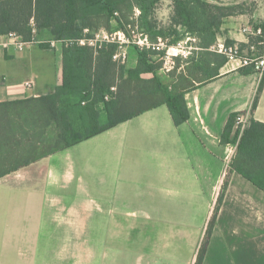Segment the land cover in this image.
<instances>
[{"label":"crops","instance_id":"0c3cea01","mask_svg":"<svg viewBox=\"0 0 264 264\" xmlns=\"http://www.w3.org/2000/svg\"><path fill=\"white\" fill-rule=\"evenodd\" d=\"M163 1L154 13L158 29L173 27L181 33V26L171 22L173 4ZM205 1L246 5V0ZM255 25L264 26L262 4L251 15L224 19L210 48L200 49L196 38L185 37L181 47L166 49L172 66L141 76H156L161 84L167 79L169 90L186 91L189 119L184 124L175 126L166 105H160L0 179L25 180L54 192L52 202L43 203L40 226L30 236L34 254L29 263L20 264H54L60 252L74 251L73 239L59 237L75 236L69 220L79 214L83 264H195L220 197L202 264H264V192L231 169L224 161L230 144L221 143L232 113L264 124V83L258 90L263 77L253 70L242 74L247 68L239 61H227L215 80L199 85L200 80L191 79L202 61L212 70L222 60L213 50L217 42L236 45L241 56L263 54L264 37L251 44L261 36L254 34ZM2 41L0 60L12 65L0 72V102L46 95L61 84L60 46L43 50L36 42L16 48ZM143 47H126L122 64L127 70L136 67L137 49ZM178 55H191V62L180 60L172 74ZM49 63L55 70L44 75L42 66ZM2 220L0 264H11L6 258L12 242L17 251V242L11 239L8 217ZM91 237H98L96 258ZM19 246L24 258L28 248Z\"/></svg>","mask_w":264,"mask_h":264},{"label":"trees","instance_id":"16d2710c","mask_svg":"<svg viewBox=\"0 0 264 264\" xmlns=\"http://www.w3.org/2000/svg\"><path fill=\"white\" fill-rule=\"evenodd\" d=\"M159 1L0 0V38L15 34L24 43L38 41L39 48L43 50L50 49L47 41L79 40L102 30L123 31L126 35L137 30L142 36H147L151 44L156 45L161 40L164 45L160 51L138 48L137 65L131 70L113 61L116 44H103L96 49L60 46L62 80L54 92L0 102V179L160 105H166L175 126L189 119L184 98L186 91L175 87L169 90L156 76L149 80L141 76L155 74L161 69L166 49L176 46L185 37L196 38L200 49L210 48L216 43L224 19L251 15L252 10L248 11L245 5L173 0L171 22L181 26L180 33L173 27L158 29L154 13ZM254 27L257 29L258 26ZM34 29L37 37L33 35ZM261 30V36L251 44L262 42L264 26ZM43 36L46 41L38 39ZM154 56H159L161 61H155ZM173 60H176V65L172 74L180 60L189 64L191 55L185 59L178 55ZM226 62L222 56L211 70L202 61L195 67L198 73L191 75V79L200 80L199 85L211 82L218 77V69ZM189 70L188 67L187 73ZM250 73L251 68L242 71L245 75ZM263 83L264 75L258 90ZM146 100L150 103L146 104ZM255 105L256 101L253 108ZM239 115L232 113L228 117L221 143L236 147L230 161L231 169L264 192V124L250 119L238 138L240 130L235 128V124ZM220 202L221 197L201 241L195 264L203 262Z\"/></svg>","mask_w":264,"mask_h":264},{"label":"rangeland","instance_id":"374dc122","mask_svg":"<svg viewBox=\"0 0 264 264\" xmlns=\"http://www.w3.org/2000/svg\"><path fill=\"white\" fill-rule=\"evenodd\" d=\"M162 3V2H161ZM163 3L168 4L172 3L173 0H166L163 1ZM259 4L264 5V0H246V9L252 10L256 8ZM157 5H160V1ZM138 13V12H137ZM118 32V31H116ZM123 32V31H122ZM113 33V32H111ZM124 33V32H123ZM126 37H128L129 40H133L137 42L139 39H143L145 36H142L137 30L129 31L128 35L124 33ZM2 38V37H1ZM38 39L46 41V37H38ZM146 48L148 49H156V50H163L164 45H160L161 42H158V44L154 45L151 44L146 36ZM187 43V42H186ZM31 51L27 52L25 51L23 54L28 55ZM36 52H39L36 50ZM42 53V52H40ZM164 62H162V67H170L173 65V61L171 59V55L168 56L167 53L164 56ZM155 61H158L160 59L159 56H154L153 58ZM166 61V64H165ZM12 64H6L4 60H0V72L6 68V66H11ZM52 63H49L48 65H43L42 70L43 74H53V71L55 69L51 68ZM167 79L162 82V85L167 87ZM150 101L146 100V104H149ZM249 121V120H248ZM249 124V123H248ZM242 132H240L238 138L241 136ZM231 150L228 148V153L226 159L224 160L226 163L233 159L235 155V145H231ZM14 177V176H13ZM15 178V177H14ZM54 192L52 189L49 188H43L40 185H33L31 182L25 181V180H15L13 178H8L6 180H0V229L2 228V224H6V220L3 221V215L8 217L9 227L11 229V239L15 240L17 242V251L14 249L15 243L12 242L13 248L10 250V253L8 254L6 260H9L11 264H20V261H24V263H29V260L33 256L32 246L33 244L31 240L33 239L30 237L32 233L39 228L40 221H41V213L43 208V203L48 200L49 203L52 202ZM71 217H69L70 219ZM77 218H80L79 220ZM81 214L75 215V220H69L70 225H75V236L71 237H59L60 241L64 242H72L74 244V251H70L67 253H59L60 260L59 262H54V264H83V258H84V251L82 249V235H78V228L81 229ZM53 225H55L53 223ZM71 229V228H70ZM32 238V239H31ZM20 241V242H19ZM98 237H91V254L94 255V258H96L98 245L97 242ZM18 243H20L21 248H28L27 251H25V257L22 258L19 255L18 251ZM24 245V247H23ZM93 264V262L91 263Z\"/></svg>","mask_w":264,"mask_h":264},{"label":"built area","instance_id":"2783aa9c","mask_svg":"<svg viewBox=\"0 0 264 264\" xmlns=\"http://www.w3.org/2000/svg\"><path fill=\"white\" fill-rule=\"evenodd\" d=\"M255 35H261V29H256L254 31ZM34 37H37V33L35 29L33 30ZM3 41L2 44L4 46L13 45L16 48H20L23 45L27 44L22 42L20 37L15 34H8L2 37ZM35 39V38H34ZM36 40V39H35ZM11 41V43H9ZM38 42V41H36ZM35 41L33 43H36ZM146 37L143 39H139L137 42L133 40H129L128 37L124 35L122 31L118 32H107V31H98L94 33L89 38H83L79 40H68V41H47L49 43L50 48H55L56 46H64L70 47L72 45L77 46H87L91 48H100L103 44H116L117 45V52L113 56V61L124 63L126 59V47L129 45H137V46H146ZM30 44V43H28ZM162 45V43L160 44ZM182 44L178 43L177 47H181ZM213 50L219 54H222L228 62L230 61H239L240 66L244 68H251L255 73H257L260 78L264 75V53L261 55L253 54L251 56H241L240 50L236 45H228L224 42H217V44L213 47ZM255 51V50H254ZM114 90V88H112ZM249 121L242 115H239L236 118L235 128L239 129L240 132H243L247 126ZM232 144H230L229 149L231 150ZM235 147V146H234ZM236 148V147H235ZM230 153V151H229Z\"/></svg>","mask_w":264,"mask_h":264}]
</instances>
